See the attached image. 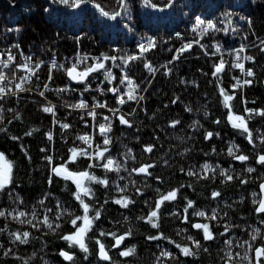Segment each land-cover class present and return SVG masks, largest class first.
I'll list each match as a JSON object with an SVG mask.
<instances>
[{"label":"trees","instance_id":"trees-1","mask_svg":"<svg viewBox=\"0 0 264 264\" xmlns=\"http://www.w3.org/2000/svg\"><path fill=\"white\" fill-rule=\"evenodd\" d=\"M94 3L109 12L115 11L117 7L115 0H94ZM152 3L163 7L166 0H152ZM229 13L230 17L227 16ZM196 16L212 20L221 29L226 27L230 18L232 27L239 28L240 31L233 32L231 28L227 32L212 31L201 38L191 30ZM241 16L252 20L251 30L246 20H240ZM125 23L129 24L132 31L124 27ZM176 32L183 34L186 39L192 34L208 50L212 42L218 43L224 51L241 44H250L256 40V36L264 39V0H177L173 7L164 11L144 7L141 0H131V20H108L100 15L92 2L72 8L50 3V0H0V60L5 58L2 53H7L9 48L15 59L13 66L2 70L7 75H15L17 80L24 77L25 70L17 65L28 63L33 69L40 63L41 73V70L46 71L44 62L51 56H71L78 53L110 56L114 48L130 47L149 36L156 38V51L147 60L153 63L166 61L177 45L173 37ZM245 34L248 35L247 40L243 39ZM247 52L255 57V63L251 62L249 66L255 75L246 78L253 83L233 91L230 86L235 82L236 74L230 70L228 63L219 80L212 75L214 64L221 58L227 62L225 56L215 54L205 57L198 46L185 51L169 67L172 71L167 76L162 75L154 81L143 110L130 121L133 127L116 123L114 129L107 133L111 139V144L106 146L110 149L109 155L122 164L126 161L124 166L129 170L140 164H156L155 168L150 169L153 177L136 176L134 173L129 175V172L121 171L120 175L125 179L119 180L115 172L88 170L80 156L75 162L67 163L70 171L87 170L101 178L106 176L110 181L108 188L94 182L88 184L93 195L91 199H84L93 207L91 214L99 209L101 217L95 221L93 230L87 236L90 248L87 260L78 247L69 248L68 242L60 238L75 231L70 223L72 216L83 215L79 203L72 196L76 186L70 180L54 176L44 159L50 152L46 133L53 134V164L60 165L68 161L70 148H78L76 140L83 134V130L76 124L73 114L61 113L59 110L56 111L58 123L52 124L50 117L42 110L43 102L31 94H22L16 101L1 98L0 129L3 131H0V153H4L5 162L12 165L13 182L0 192V210L25 211L29 214L27 219H33L31 213L35 210L37 216L33 222L43 220L47 215L54 230L43 225L40 230H36L28 224L17 223L11 217H0V228L7 226V231L0 232V264H24V261H28V264H108L107 261L97 259L96 239L105 244L114 264H225L227 252L243 254L246 251V248L236 247L237 243L248 241L253 247L264 243L261 240L264 237V224L260 223L264 220V214L257 216L253 204L254 199L258 200L257 186L264 179V166L256 163L257 157L264 154V144L260 143V138L264 137V117L253 114L248 121L255 141L253 147L245 139L246 134L234 129L229 123L228 109L224 107L223 97L217 86L219 84V87L234 96L229 103L236 115L242 114L244 106L264 109V53L255 47L249 48ZM26 57L32 59L29 61ZM40 73L31 75L27 83L35 90H41L46 81L42 80ZM63 77L62 86L69 85L65 76ZM181 80L186 83H181ZM56 81L58 80L54 79L51 86H59L60 81ZM48 96L51 100L59 99L52 93H48ZM177 97V103L172 104L171 101ZM165 105L168 107L165 108ZM186 108L191 111H186ZM175 119H179L181 124L175 128L170 127V122ZM217 120L220 121L219 124L215 122ZM63 123L70 127L62 129L60 125ZM26 132H32V135L27 136ZM207 132L214 134L211 139H205ZM13 136L20 139L13 140ZM149 144L153 145V152H143V147ZM230 146L239 148L238 155H248L249 161L241 163L229 156ZM41 148H46L47 151L41 152ZM204 163L215 169L207 172L209 179L189 177L180 171L181 168L187 171L191 167L204 175L201 169ZM217 165L219 169L229 170L234 179L222 183L223 177L219 175ZM247 167L256 171L249 174ZM50 176L53 181L51 186L48 183ZM156 176L161 177V183H157ZM240 179L248 182L241 184ZM131 181L136 182V188L142 194H137ZM116 184H128V191L118 193ZM157 188L160 193H157ZM173 189H179L177 199L165 202L161 209L163 216L159 221L160 228L153 229L145 223V218L159 195ZM212 191L221 192V197L213 199ZM121 195L135 200V203L127 208L114 203ZM42 199L44 204L39 203ZM105 200L108 203L105 204ZM189 200L194 203L195 210L204 211L206 216H210L212 210L216 209L223 219L205 220L191 215L193 210L189 209L190 223H182L186 215L184 208ZM58 203L60 207L57 206ZM173 212L176 215H172ZM225 212L228 214L226 217ZM195 221L208 223L215 234L224 231L225 224L238 227H230L226 236L217 235L212 241H204L202 232L191 228V223ZM56 224H60V228L56 229ZM17 230L30 232L29 243L21 245L12 242L9 233ZM129 230L132 235L123 241L120 248L112 247L114 242L111 236H99L100 231L115 232L119 236ZM254 230H259L256 242L251 240ZM160 232L174 243L146 239L149 235ZM188 236L199 239L202 243L196 257H184L175 247V243L189 244ZM225 239L233 241L231 248L224 244ZM128 247H134L135 253L129 257H121L119 252ZM204 247L209 251L204 252ZM9 248L12 252L5 257L3 251ZM61 249L72 254L73 261L63 260L59 256ZM161 251H169L177 259H157ZM248 256L251 258L252 252H248ZM232 264H248V261L236 259Z\"/></svg>","mask_w":264,"mask_h":264},{"label":"snow or ice","instance_id":"snow-or-ice-1","mask_svg":"<svg viewBox=\"0 0 264 264\" xmlns=\"http://www.w3.org/2000/svg\"><path fill=\"white\" fill-rule=\"evenodd\" d=\"M89 2H92V6L97 9V11L100 13L101 16L107 18L108 20H116L117 18H122V19H127L131 20V0H115L116 4V10L109 12L106 11L103 7H101L99 4L94 3V0H50V3L53 4H59V5H65L69 6L72 8H79L81 4H87ZM141 3L144 7H151L154 10L158 11H164L168 8L173 7L174 4L177 3V0H166V3L164 4L163 7L156 5L155 3H152V0H141ZM45 11H48V9H45ZM227 16H231V14H227ZM240 20L244 21L246 20L249 29L251 30L252 28V20L250 18H246L244 16L240 17ZM232 20L229 18L227 20V25L224 29L218 28L217 25L212 21V20H205L200 16L195 17V23L192 27V32L196 33L198 36L201 38L207 34H209L212 31L219 32V31H224L227 32L229 28L233 32H239L240 29L236 27H232ZM125 28H127L129 31H132V28L129 26V24L125 23L124 25ZM180 34L177 33V36ZM253 35L255 33L253 32ZM244 40L248 39V35L245 34L243 36ZM258 41V43H257ZM196 44H199L200 41L197 40L195 41ZM155 41L151 38H147L146 42H140L138 44V55H127L125 54L124 56H109V55H104L102 54L100 58H96L94 60V63L92 66L87 67L83 71L77 72V67L78 65L74 64L71 68L65 69L66 74L68 75L69 78L75 80L78 83H85L86 78L95 71L98 70H104V79L107 80L109 83H111L113 77L112 73L109 70L105 69V64L104 61L111 60L112 62H116L117 60H120V64L123 65L124 68H127L129 66L130 62L137 61V60H142L144 58V54L147 53L148 51L152 50L155 47ZM193 43H186L182 45L181 48L176 49L175 52L176 54L172 56L171 60L168 61V64H172L174 61L178 60L180 56L185 52L190 49H192ZM200 47L203 49L204 45H200ZM215 48V53H220L221 49L218 45H213ZM255 47L259 49L260 52L264 53V39H261L259 36H256V40L252 41L250 44H241L238 48L234 49L235 52V58L234 61L231 65L233 68H239L242 72V74L246 77H254L255 73L252 69H245L244 63L242 61H251L255 63V57L251 55H241L244 53L246 50L249 48ZM113 51H119L118 49H113ZM214 53V54H215ZM208 53L205 52V55ZM31 57H26V60H31ZM85 60L87 58H84ZM14 62V57L9 53L7 55V60H0V82H3L7 80V76L4 74L3 70L4 68L10 67L11 63ZM226 61L221 58L218 63L213 65L214 71L212 73L213 77L217 80L220 78V74L225 70V65ZM41 65L40 63H37L35 65V68H39ZM119 66V65H117ZM18 68H24L25 70H31L32 66L28 63L24 65H17ZM53 67H56L55 62H53ZM63 67V66H60ZM161 67L165 68L164 75L167 76L172 69L168 67V65H161ZM144 68L152 75L155 76L156 72L158 69L154 68L151 64L148 62L144 63ZM73 73H76L74 76ZM32 75H35V72H31ZM22 80H28L29 77H21ZM49 80L52 79V70H49ZM236 80V83L232 86L233 91L236 90V88H243L244 86L251 85L253 83L252 80L250 79H245V80H240L238 78H234ZM120 85H124L127 83L128 90L122 93V90L119 87H112L109 88L108 91H110L113 96L116 97L117 104L123 106L127 101L124 99V96H127L128 101H135L139 102L140 100H143V96L137 97L135 95V91L138 87L134 83V81L129 77L128 74H124L120 80H119ZM151 83V81H149ZM181 83H186V81L181 80ZM219 88V93L220 96L223 97V104L226 109H228V121L231 124V126L234 129L240 130L242 133L246 134L245 139H247L248 143L250 145H253L255 147V141L253 138V134L250 131L248 127V121L251 119V116L253 114L259 115L261 117H264V109H249L245 108L244 113L246 115H236L233 112L232 106L229 103L231 100L234 99L233 95L228 94V92L223 88L219 87V84L217 85ZM44 87L47 89L48 85L45 84ZM16 89L18 91L23 92L25 89L22 87L21 84L16 85ZM90 90V83H85L84 92H87ZM98 90L103 94V89L99 88ZM147 91V89H144ZM10 91V90H9ZM59 91H65V89H59ZM5 93V89L0 87V97L3 96ZM41 96L44 95L43 92L40 93ZM179 100V97L176 99L172 100V104H176L177 101ZM70 107L73 108H81V109H88L87 103L84 101H81L80 103L76 105H71ZM168 105H165V108H167ZM98 108H106L108 111L112 113L113 116L119 119L121 125H125L129 128L133 127L132 123L128 119H126L125 115H118L120 113V108H111L107 104V102H96L92 105V108L90 111H88V116L92 118L94 121V127H98L100 135L103 137V146L97 144L95 148L90 152L88 149H92L93 145L91 143V137L88 135H81L78 136L77 139L86 143L88 145V148H70V156L68 158V161L64 164L60 165H54L53 164V157L51 155H46L44 159L48 162V165L51 167L52 174L57 177H61L65 180L71 179L73 183L76 186V191L72 193L73 198L79 203L81 209L83 210V215H75L72 216L70 223L72 225V228L75 229L74 232H70L66 235H62L60 238L66 242H68V247H78L81 252H83L84 259L87 260L89 255H90V248L87 243V236L90 231L93 230V225L95 221L99 220L101 217V211L99 209H96L94 211V214H91L93 212V207L89 203L85 201V197H88L89 199L92 198V189L88 186L89 183H97L105 188H108L110 185L109 179L105 176L104 178L98 177L95 174H93L90 171L87 170H82V171H70L67 168V163L75 162L76 158L78 156H83L87 159H89L91 162L88 164V169H93V168H102L105 170V172H115L119 180H124L125 177L120 175L121 171H127L129 172V175L135 173L136 175H143L145 177H153V173L150 171V169L155 168L157 165L153 163H145V164H140L139 167L132 168L129 170L127 167L124 165L126 164V161L122 164L121 161H118L115 157L109 155L108 153L110 152V149L106 147L107 145L111 144V139L107 135L108 132L111 131V117L109 116H103L102 119L105 121V123H99L96 124L97 116L100 115L97 113L96 109ZM186 111H191L190 108H186ZM43 111L46 113H51L53 117H55V112L53 111V107H45L43 108ZM133 112L136 110L133 109ZM83 119V117H81ZM217 124L220 123L219 120L215 121ZM11 123V121H9ZM58 123L55 119L53 120V124ZM181 124V121L179 119H175L170 122L169 126L170 127H177L178 125ZM87 126V125H86ZM193 127L195 124L192 125ZM62 129H68L70 127L69 124L63 123L60 125ZM0 131H3V129H0ZM25 135L31 136L32 132H26ZM212 132H207L205 134V139H211L213 137ZM218 135V134H216ZM47 139L49 141L52 140V134L51 132L46 133ZM13 140H18L20 137L18 136H13L11 137ZM260 143L264 144V137L260 138ZM41 152H46V148H41ZM187 151V150H186ZM215 149H213V152ZM131 150H129L128 155L130 156ZM143 152L145 153H152L153 152V145H145L143 147ZM239 152V148L236 146H230L228 148V155L233 157L235 160L241 162V163H246L249 161V156L246 154H237ZM25 155L27 156L28 153L25 151ZM30 159V157H29ZM134 159V158H133ZM0 161H5V155L4 153H0ZM167 163V161H165ZM256 163L259 165L264 166V154H261L257 157ZM201 169L204 171V175H200L197 171L193 170L191 167L186 171L184 168H181L180 171L184 173L185 175L189 177L196 176L199 179H209L207 172L208 171H215V169H212L211 166L207 163H204L201 165ZM216 169H219V165L216 166ZM247 173L251 174L254 171H256L252 167H247L246 168ZM219 175L223 177L222 183L225 182H231L234 177L233 175L230 174L229 170L225 169H219ZM239 179V177H236ZM157 183H161L162 179L159 176L155 177ZM13 182V177H12V165L10 162H5V166L3 168H0V192H3L10 184ZM52 177H48V183L49 186L52 184ZM87 182V183H86ZM248 181L246 179H240L241 184H246ZM131 184L134 188H136V182L131 181ZM191 187V185H188ZM183 187V185H181ZM116 189L118 193H125L128 191V184H124L121 186L120 184H116ZM259 189H260V198L258 200H253V204L255 205V213L257 216H260L261 214H264V181H262L259 184ZM157 193H160V189H156ZM179 189H173L170 190L164 194L159 195V198L155 200L154 207L152 210L148 213L147 217L145 218V223L149 224L153 229H159L160 224L159 221L163 216V213L161 212L162 207L164 206L165 202H173L177 199V193ZM137 194H142L141 190L139 188H136ZM221 192L219 191H212L211 197L213 199L221 197ZM255 196L256 194L253 193ZM17 200H19V197H17ZM116 204H119L121 207L127 208L130 204L135 203V200L130 199L126 195H121L118 199H115L113 201ZM40 204H44V200L39 201ZM104 203H108V200H105ZM58 207H60L59 203L57 204ZM230 207V206H229ZM189 209H192L191 215H194L199 218H203L205 220H211V221H216L218 219H223V217L219 216V213L217 212L216 209L212 210V214L210 216H206V213L204 211H197L195 210L194 203L192 201H188L186 207L184 208V213L186 214L183 219L182 223L189 224L190 223V216L188 215ZM50 212L51 209H48ZM29 214L26 213L25 211H16L13 209L10 212H6L5 210H0V217H11L14 221H16L19 224H28L32 228H35L36 230H40V226L43 225L44 227H47L50 230H54L53 224L49 221L48 216L45 215L43 220H39L37 222H33L36 220V212L35 210L32 211L31 215L33 219H27V216ZM71 215V213H69ZM172 215H176L175 212L172 213ZM228 214L225 212L224 216L226 217ZM57 219H60V216H57ZM79 222V223H78ZM260 223L264 224V220H261ZM191 227L193 229H196L198 232H202L203 234V240L204 241H212L217 238V235L219 236H226V234L230 231V227H238L236 225L229 226L227 224L224 225V231L219 232L218 234H215L212 229L210 228L208 223H191ZM55 228L58 229L60 228V224H56ZM7 231V226L4 228H0V232H5ZM186 231V229H185ZM255 234L251 236L252 242L257 241V236L259 235V230H254ZM12 242L18 243V244H27L29 243L30 239V232L29 231H14L9 233ZM111 236L112 239L115 241V243L112 245L114 248H120L121 244L123 241L128 237L132 235L131 230L127 231L126 233L117 236L115 232H104L100 231L99 236L104 237V236ZM149 241H156V240H168V242L174 243L173 241L169 240L166 236L163 235L162 232L155 234V235H149L146 237ZM261 240L264 241V237H261ZM187 241L189 244L186 245H181L179 243H175V247L179 250V254L184 256V257H196L198 256V251L199 249L202 248V243L199 239H194L192 236L187 237ZM95 244L98 246V253H97V259L101 261H107L108 264H114V261L112 257L109 255V250L106 248L105 244L102 243L100 239L95 240ZM224 244L228 247L231 248L233 246V241L231 239H225ZM190 245V246H189ZM236 247L240 248H246V251L241 254V253H235L233 254L232 252H227L225 254V264H232V262L236 259H239L241 261L247 260L248 264H264V243H261V246L258 247H253L252 243H249L248 241H243L241 243H237ZM204 252H208L209 249L204 247L203 248ZM12 252V249H7L3 251V255L5 257L9 256L10 253ZM248 252H252L253 256L249 258ZM135 253V248L134 247H128L119 252V255L121 257H129L132 256ZM59 256L62 257L65 261H73L74 257L72 254L68 253L67 251L61 249L59 251ZM164 258V259H171L175 260L177 257L169 252V251H161L160 256L157 257V259ZM24 264H28V261H24Z\"/></svg>","mask_w":264,"mask_h":264},{"label":"built area","instance_id":"built-area-1","mask_svg":"<svg viewBox=\"0 0 264 264\" xmlns=\"http://www.w3.org/2000/svg\"><path fill=\"white\" fill-rule=\"evenodd\" d=\"M140 42H146V40H141V41L137 42L136 46L134 47V49L132 51H125L120 56H124L125 54H127V55H138V44ZM181 45H182V43H181ZM178 49H179V47H178ZM150 51L145 53L144 56H148ZM113 55H116V54L113 53L110 56H113ZM116 56H119V55H116ZM100 57L101 56H98V55H84V56L80 57L77 62L70 63L69 66L72 67L74 64L78 65L77 71L80 72V71H83L84 69H86L87 67L92 66L94 63V60L96 58H100ZM84 58H87V59L85 60ZM131 63H132V65H138V64H140V61L137 60V61H133ZM148 63L151 64L154 68L158 69L155 76L151 75L152 80L156 76H159L160 74L162 75L165 72V68L161 67V65H165V63H162V62H158V63L148 62ZM117 65H119V66H117ZM50 66H51V64L49 65V67ZM143 67H144V65H143ZM105 69L111 71V73H112L113 79H112L111 83H109L107 80L104 79V70H98V71L92 72L87 77V79L85 80V83H90V90L89 91H87V92L83 91L85 83H83L82 85L72 89V90L79 91L80 96L83 98L82 101H84L88 105V109L75 108V110L72 111V113L74 115V118L78 121V124L83 129L82 135H88L91 137V143L93 145V148L88 149L90 152L98 144V136L100 135V133H99L98 127L93 126L94 121L92 120V118L90 116H88V111L91 110L92 105L96 102H105L106 101L107 104L109 105V107L115 108V105H117L116 97L113 96V94L110 91H108L109 88L119 87L122 90V93L128 90L127 83H125L124 85H120V83H119L120 78L125 73L128 74L126 71V68H124L123 65L120 64V60H117L115 63L112 62L111 60L107 61V67ZM129 77H130V75H129ZM46 81H49V79L47 78ZM96 82H97V85L95 86L94 84ZM98 86H99V88L103 89V94H101V92L98 90ZM44 90H46V88L41 89V90H39V89L38 90H35V89L28 90V93L25 92V94H31L33 96L36 95V97H39L43 101V108H45V107H49L50 103H49V99H46L40 95V93L43 92ZM134 94L137 95V97L144 96L143 94H139L136 91ZM3 96H4V94H3ZM9 98H11V97H9ZM124 99L127 101L125 104H133L134 108L136 110L138 109V112L140 110H142L143 106L139 108V106L143 103L142 100H140L137 103L135 101H128L127 96H124ZM80 102L81 101H79V103ZM118 108H120V113L118 115H123L121 105H119ZM96 111H97V113L100 114L97 116V120L95 122L96 124L105 123V121L102 119V117L103 116H109V117H111V121H112L111 122V128H112L113 123L118 119L115 116H113L112 113L110 111H108L106 108H98V109H96ZM81 117H83V119ZM85 128H87V131L84 130ZM80 142L82 143V148H88V145L86 143H84L82 141H80ZM83 158L88 162V164L91 162L89 159H87L85 157H83Z\"/></svg>","mask_w":264,"mask_h":264},{"label":"bare ground","instance_id":"bare-ground-1","mask_svg":"<svg viewBox=\"0 0 264 264\" xmlns=\"http://www.w3.org/2000/svg\"><path fill=\"white\" fill-rule=\"evenodd\" d=\"M155 11H158V10H155ZM177 33H179V32H176L175 34H177ZM179 34H181V33H179ZM148 38L153 39L155 41V45H156V38L154 36H149ZM186 38L184 37L183 42L188 40ZM144 40H146V39H144ZM176 42H177V45H176L175 49L172 50L170 58L168 60H166V61H162V63H165V65L167 64L168 67H170L174 63L173 62L172 64H168V61L171 60L172 56L176 54L175 50L178 49V47L181 46V42L180 41L177 40ZM135 46H136V44L132 45L130 47H123V48L116 47L114 49H118L119 51H113V53L116 54V52H117V55L120 56L122 54V50L132 51ZM197 46L200 48V44L195 45V47H197ZM155 51H156V46L150 51V53L148 55L153 54ZM9 53H10V48H9L7 53H5V54L2 53V57L5 56V58H3V60H7V55ZM84 55H87V54H79L78 53V54L71 55V56H57V55H54V56L49 57L45 61V67H48L51 64L50 68L52 70V79L49 80V81H45V83H43L42 89L45 88L44 87L45 84L48 85V88L46 90H44L43 92H45V94L52 93L55 97L57 96L59 98V99H56V100H51V98L48 95L47 96L43 95L44 98L49 99L50 106L53 107V111L55 112V117H53V115L51 113L44 112L47 116L50 117L52 124H53V120L54 119L56 121H58V119H59V117L56 115V111L57 110H59L61 113L73 114L72 111H74L75 108L70 107V106L71 105H76V104L79 103V101L83 100V98L79 94V91L72 90L73 88H76V87L82 85L83 83H78V82L70 83V82H68L69 85L67 84V85H63L62 86V84H63L62 81L64 80L63 76H65L66 79H67V76H66V73L62 74V68L63 67H60V66H62L61 65L62 63L63 64L66 63L67 66L69 68H71L69 66V64L77 62L79 60V58L84 56ZM0 57H1V53H0ZM147 59H148V57L144 56V58L142 60H139L140 64L132 65V63L130 62L129 66L126 68V71L130 75L131 79L134 81V83L136 85H138V87L136 89V92L139 93V94H143L144 95L143 96L144 99L142 100L143 103L139 106V108L144 106V104H145V102L147 100V97H148V95L150 93L151 86L154 83V81L157 80L162 75H164V74H162V75L160 74L159 76H156L152 80L151 74L143 67L145 62H151L150 60H147ZM53 62H55L56 67H53ZM13 64H14V62L11 63V65H13ZM66 64H64V65H66ZM104 64H105V68H106L107 67V62L104 61ZM41 67H42V64L38 68V70H40ZM54 79L58 80L56 82L60 81V85L59 86H56V87L51 86V83H52V81ZM149 81H152V82L149 83ZM94 85L96 86L97 82ZM59 89H65V91L62 92V91H59ZM144 89H147V91H145ZM35 97H36V95H35ZM36 98L40 99L39 97H36ZM0 99H1V97H0ZM118 107H119V104L115 105V108H118ZM121 109L123 111V115H125L126 119H128L129 121L134 119L139 113L138 109L136 110L134 108L133 104H124L123 106H121ZM133 109H135L136 111L133 112L132 111ZM75 122L82 129V127L78 124V121L76 119H75ZM114 126L115 125H112V129H114ZM84 130L87 131V128H85ZM52 137H53V134H52ZM98 144L101 145V140H99V139H98ZM53 146L54 145H53V138H52V140L49 141V149H50L49 155H51V156H52ZM93 169H97V168H93Z\"/></svg>","mask_w":264,"mask_h":264},{"label":"rangeland","instance_id":"rangeland-1","mask_svg":"<svg viewBox=\"0 0 264 264\" xmlns=\"http://www.w3.org/2000/svg\"><path fill=\"white\" fill-rule=\"evenodd\" d=\"M174 39L177 41H180L181 43H182V45H184V44H186V43H195V40H192V41H190V42H183V40H184V35L183 34H180L178 37H177V34H175L174 36ZM182 45L179 47V48H181L182 47ZM227 58V63H228V65H229V67H230V70H231V65H232V61L230 60V58L229 57H226ZM109 61V60H108ZM14 62H15V59H14ZM44 64H45V62H44ZM64 64H66V63H64ZM64 64H61L62 66H63V68H62V74H65L66 73V71H65V69H67V68H69L68 66H67V64L66 65H64ZM14 65V64H13ZM13 65H11V66H13ZM10 66V67H11ZM2 66H0V68H1ZM51 68L48 66V67H46V71H44L43 72V70H41V73H40V71L38 70V68H31V70H23V74H24V77H29V79L28 80H17V78H15L14 76L15 75H7V74H5L6 76H7V80H5V81H3V82H0V87H2V88H4L5 89V93H4V96H2V97H7V98H9V97H11L10 99L11 100H14V101H16L18 98H19V96L20 95H22V94H25V92H27L28 93V90H33V88H32V86H29V84H27L28 83V81L31 79V72L32 71H34V72H37V74L38 73H40V74H42V80H47V78L49 77V70H50ZM235 74L236 73H239V71L238 72H235V71H233ZM37 76H39V75H37ZM36 76V77H37ZM237 78V77H236ZM68 82H69V80L68 79H66ZM17 84H21L22 85V87L25 89L23 92H21V91H18L17 89H16V85ZM10 90V91H9ZM46 96L48 95V93L47 94H45ZM15 96V97H14ZM82 144V143H81ZM77 146V145H76ZM86 165V164H85ZM5 166V161H0V168H3ZM72 182V181H71ZM64 260V259H63ZM99 260V259H98ZM101 261V260H100ZM102 262H105V261H102Z\"/></svg>","mask_w":264,"mask_h":264},{"label":"water","instance_id":"water-1","mask_svg":"<svg viewBox=\"0 0 264 264\" xmlns=\"http://www.w3.org/2000/svg\"><path fill=\"white\" fill-rule=\"evenodd\" d=\"M96 9V8H95ZM97 10V9H96ZM73 75L75 76L76 75V73H73ZM66 76H67V79L69 80V82L70 83H75L76 81L75 80H73V79H71V78H69L68 77V75L66 74ZM262 87H264V80L262 81ZM135 174V173H134ZM136 175V174H135ZM137 176H140V175H137ZM71 180V179H70ZM72 181V180H71ZM264 181V180H263ZM73 182V181H72ZM261 183V182H260ZM259 183V184H260ZM74 184V183H73ZM75 185V184H74ZM258 194H259V198H260V189H259V185H258ZM194 223H200V222H194ZM193 229V228H192ZM193 230H196V229H193ZM115 243V242H114ZM97 253H98V246H97V252H96V256H97Z\"/></svg>","mask_w":264,"mask_h":264},{"label":"flooded vegetation","instance_id":"flooded-vegetation-1","mask_svg":"<svg viewBox=\"0 0 264 264\" xmlns=\"http://www.w3.org/2000/svg\"><path fill=\"white\" fill-rule=\"evenodd\" d=\"M196 222V221H195ZM194 223V222H193ZM192 228V227H191ZM193 230V229H192ZM113 242H114V240H113ZM261 246V245H260ZM114 248V247H113ZM253 256V255H252Z\"/></svg>","mask_w":264,"mask_h":264}]
</instances>
